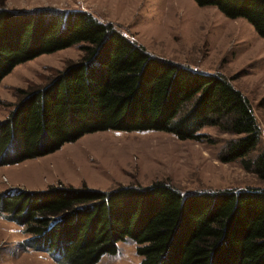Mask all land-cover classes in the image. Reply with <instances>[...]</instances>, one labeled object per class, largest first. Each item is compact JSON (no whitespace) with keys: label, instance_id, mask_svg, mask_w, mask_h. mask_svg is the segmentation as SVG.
<instances>
[{"label":"trees","instance_id":"trees-1","mask_svg":"<svg viewBox=\"0 0 264 264\" xmlns=\"http://www.w3.org/2000/svg\"><path fill=\"white\" fill-rule=\"evenodd\" d=\"M246 19L264 38V0H194ZM0 0V84L20 64L80 44L44 84L17 88L0 121V167L46 156L105 130H157L213 143L218 154L264 181L261 127L249 99L221 73L149 53L85 9H10ZM256 151V152H255ZM0 216L31 235L26 247L58 264H97L134 241L141 264H264V188L183 193L172 183L101 190L59 183L0 193Z\"/></svg>","mask_w":264,"mask_h":264},{"label":"rangeland","instance_id":"rangeland-1","mask_svg":"<svg viewBox=\"0 0 264 264\" xmlns=\"http://www.w3.org/2000/svg\"><path fill=\"white\" fill-rule=\"evenodd\" d=\"M5 7L85 9L113 23L154 56L223 74L251 102L261 127L257 149H264V38L246 19H231L194 0H6ZM82 56L76 44L18 65L0 84V121L13 109L17 88L44 84ZM202 132L214 142L184 141L157 130L89 133L54 153L0 167V193L45 190L59 183L112 190L157 181L172 183L183 193L264 188V181L239 161L218 160L233 135L217 127ZM30 237L23 226L0 216V264H58L47 253L26 247ZM118 247L117 255L106 254L97 264H141L134 241H120Z\"/></svg>","mask_w":264,"mask_h":264},{"label":"crops","instance_id":"crops-1","mask_svg":"<svg viewBox=\"0 0 264 264\" xmlns=\"http://www.w3.org/2000/svg\"><path fill=\"white\" fill-rule=\"evenodd\" d=\"M6 77H7V76H6ZM6 77H5V78H6ZM5 78H4V79H5ZM2 82H3V81H2Z\"/></svg>","mask_w":264,"mask_h":264}]
</instances>
